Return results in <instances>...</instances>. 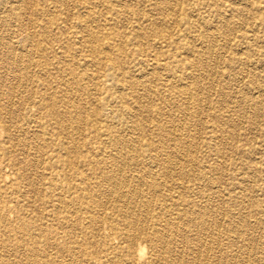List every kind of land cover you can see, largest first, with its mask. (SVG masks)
I'll list each match as a JSON object with an SVG mask.
<instances>
[{"label":"rangeland","instance_id":"1","mask_svg":"<svg viewBox=\"0 0 264 264\" xmlns=\"http://www.w3.org/2000/svg\"><path fill=\"white\" fill-rule=\"evenodd\" d=\"M259 6L264 8V0L241 5L0 0V264L106 262L114 258L106 251L121 247L114 238L118 232L140 221L151 227L150 234L168 236L171 255L153 258L158 253L143 243L132 264L155 259L163 264L169 257L178 264H264V9ZM201 20L210 29L199 26ZM200 40L211 41L212 51ZM189 47L205 54L189 55ZM177 62L187 68L180 79L189 90L183 97L165 88L185 71ZM195 62L199 79L188 74ZM153 64L164 69H152ZM8 99L22 108L11 112ZM43 103L55 106V120ZM67 111L62 132L56 122ZM117 150L139 157L140 166L125 172L133 169L143 181H148L141 171L145 164L152 166L155 155L172 154L169 162L153 164L151 174L159 166L160 191L142 185L138 199L108 205L110 186L102 174L110 169L66 167L69 181L84 174L89 181L69 196L76 214L64 223L60 192L41 185L39 172L51 167L58 173V163L75 153L86 161L98 152L95 159L104 162ZM50 178L56 186L63 181L61 175ZM158 194L181 201L157 203ZM165 211L171 217L162 216ZM17 219L23 223L15 225ZM181 232L188 247L180 243ZM125 255L121 249L116 259Z\"/></svg>","mask_w":264,"mask_h":264},{"label":"bare ground","instance_id":"2","mask_svg":"<svg viewBox=\"0 0 264 264\" xmlns=\"http://www.w3.org/2000/svg\"><path fill=\"white\" fill-rule=\"evenodd\" d=\"M231 1H233V3H238V5H241V3H249V2H257L258 0H231ZM179 2V1H178ZM28 3V2H27ZM2 6H4V5H2ZM259 8L260 9H264V8H261V6H259ZM3 9V8H2ZM6 9V8H5ZM171 9H172V6H171ZM170 9V10H171ZM0 12H2L1 10H0ZM6 11H4V13H5ZM215 16H217V17H219V16H221L220 14V12H218V11H216L215 13ZM159 24V23H158ZM199 26H201V27H203V28H207V29H210V26L206 23V21H204V20H201V21H199V23H197ZM261 24L262 25H264V20L263 21H261ZM173 25V24H172ZM215 29V28H214ZM46 30V29H45ZM217 30V29H216ZM221 30V29H220ZM20 31V30H19ZM211 31V30H210ZM207 36V35H206ZM144 38V37H143ZM211 38V37H210ZM201 41V44L202 45H205V48H206V50H208L207 52H211L212 51V48H214V47H212V42L211 41H204V40H200ZM217 41V40H216ZM89 44V43H88ZM159 44V43H158ZM20 48V47H19ZM227 48V47H226ZM84 49V48H83ZM94 50V49H93ZM214 50V49H213ZM25 51V50H24ZM14 52V51H13ZM30 52V51H29ZM34 52V51H33ZM240 52V51H239ZM16 53V52H15ZM26 53H28V52H26ZM185 53H188L189 55H196V56H201L204 52L203 51H199V50H197V51H194L192 48H186L185 49ZM14 54V53H13ZM13 54H12V56H13ZM34 54V53H33ZM205 54V53H204ZM238 54V53H237ZM6 55V54H5ZM8 55V54H7ZM19 55H21L20 53H19ZM184 55V54H183ZM211 54L210 53H208V56H210ZM239 55V54H238ZM27 56V55H26ZM31 56V55H30ZM204 56H206V55H204ZM20 57V56H19ZM12 58V57H11ZM18 58V57H17ZM21 58H22V55H21ZM26 58H30L29 57V55H28V57H26ZM191 58V57H190ZM14 59V58H13ZM25 59V58H24ZM211 59V58H210ZM12 60V59H11ZM17 60V59H16ZM19 61V60H18ZM25 61H27V60H25ZM27 62H30V61H27ZM12 63V62H11ZM251 63V62H250ZM176 64H178V65H182V67H183V69H184V63H182V62H177ZM26 66H29V65H25V67ZM34 66V65H33ZM189 66H190V68H188L191 72L190 73H188V74H194L193 76H196V78L197 79H199L200 78V76L198 75V71H199V69L198 68H200L199 66H198V63H189ZM19 67V66H18ZM30 67V66H29ZM17 68V67H16ZM159 68H163L164 69V67H161V65L159 64V65H157V64H153V68L152 69H157V70H160ZM182 69V70H183ZM205 69V68H204ZM11 70H12V67H11ZM26 70V69H25ZM185 71H184V73H181V75H180V78L177 76V78H176V80L172 83V84H167L166 86H165V88H167V89H169L170 91H173V92H175V93H177L179 96H185V94H186V92L187 91H189L188 89H187V86L188 85H185L183 82H181V80L180 79H182V77L184 76V77H186L187 76V73H186V70H187V68L186 69H184ZM194 70V71H193ZM220 70V69H219ZM162 71V70H161ZM17 72V71H16ZM24 73V72H23ZM178 73V72H177ZM30 74V73H29ZM7 75V74H6ZM5 75V76H6ZM10 75V74H9ZM24 76H25V74H24ZM210 76H211V74H210ZM15 77V76H14ZM13 77V78H14ZM17 77V76H16ZM27 77V76H26ZM19 77H17V79H18ZM28 79H32L30 76L28 77ZM3 80H4V78H3ZM13 80V79H12ZM194 80V79H193ZM232 80V79H231ZM2 81V80H1ZM14 81V80H13ZM17 80L15 79V82H16ZM25 81V80H24ZM23 81V82H24ZM28 81V80H27ZM32 81V80H31ZM183 81V80H182ZM198 81V80H197ZM5 83H6V81H5ZM11 83V82H10ZM9 83V84H10ZM148 83V82H147ZM179 84V86H177ZM242 84V83H241ZM196 85V84H195ZM216 86V85H215ZM190 87V86H189ZM212 87V86H211ZM256 87V86H255ZM11 88V87H10ZM13 88V87H12ZM11 88V89H12ZM210 88V87H209ZM209 88H208V90H209ZM202 89V88H201ZM212 89V88H211ZM9 90V89H8ZM213 90V89H212ZM13 91V90H12ZM11 91V92H12ZM19 91V90H18ZM151 91V90H150ZM154 91V90H153ZM202 91V90H201ZM157 91H154V92H152L153 94H155ZM196 92H198V91H196ZM195 92V93H196ZM18 93V92H17ZM12 94H14V93H12ZM151 94V93H150ZM8 95V94H7ZM19 95V94H18ZM18 95L16 96V97H18ZM187 95V94H186ZM190 95V94H189ZM248 95V94H247ZM257 95V94H256ZM37 96V95H36ZM191 96V95H190ZM189 96V97H190ZM150 97V96H149ZM187 97V96H186ZM210 97V96H209ZM264 97V96H263ZM11 98H12V96H11ZM15 98V96L13 97V99ZM19 98V97H18ZM262 97H260V99H261ZM7 99V98H6ZM13 99H8L9 101H8V107H9V109H10V111H11V109H13V107L14 106H16L17 107V109H21L22 108V103L20 102V101H14ZM188 98H186V100H187ZM190 99V98H189ZM195 99V98H194ZM30 100V99H29ZM31 100H33V99H31ZM49 100V99H48ZM206 100V99H205ZM240 100V99H239ZM190 101V100H189ZM242 101V100H241ZM260 101H262V100H260ZM186 102H188V101H186ZM208 102V101H207ZM189 103V102H188ZM194 103V102H193ZM192 103V104H193ZM200 103V102H199ZM227 103V102H226ZM229 103V102H228ZM33 105H34V103H32ZM77 104V103H76ZM260 104V103H259ZM43 105H44V107H45V109L48 111L47 112V114H48V116H50L51 115V117L54 119V117L56 116V111H55V106H52V105H50L49 103H43ZM167 105V104H166ZM172 106V105H171ZM260 106V105H259ZM256 107V106H254L253 107V110L255 109V112H258V115H260V107ZM154 107V106H153ZM224 109V108H223ZM85 110V109H84ZM174 110V109H173ZM252 110V109H251ZM185 111V110H184ZM9 112V111H8ZM12 112V111H11ZM14 112V111H13ZM161 113V112H160ZM69 114V112L67 111L65 114H63V115H61V116H59V118H58V122H59V124H58V122H56V124H57V129H60V131H62V132H64L61 128H62V126H63V120H62V118L63 117H66L67 115ZM126 114V113H125ZM225 114V113H224ZM255 114V113H254ZM200 115V114H199ZM128 115H126V117H127ZM159 116V115H158ZM214 117H215V119H217V121H219L218 120V116L217 115H214ZM263 117V116H262ZM261 117V118H262ZM104 118V117H103ZM11 119V118H10ZM67 119H68V121H70L69 120V117H67ZM116 119V118H115ZM228 119V118H227ZM239 119V118H238ZM55 120V119H54ZM170 120V119H169ZM183 120H184V118H183ZM28 121V120H27ZM227 121V120H226ZM261 121V120H260ZM30 122V121H29ZM76 121H74V123H75ZM103 122H104V120H103ZM201 122V121H200ZM31 123V122H30ZM34 123V122H33ZM44 123H45V121H44ZM113 123V122H112ZM220 123V122H219ZM9 124V123H8ZM13 124V123H12ZM221 124V123H220ZM230 124V123H229ZM244 124V123H243ZM32 125V124H31ZM167 125V124H166ZM25 126V125H24ZM36 126V125H35ZM37 126H38V124H37ZM213 126V125H212ZM243 126V125H242ZM9 127V126H8ZM43 127V126H42ZM67 127V126H66ZM84 127V126H83ZM0 128H2L1 126H0ZM27 128H29V127H27ZM34 128V127H33ZM37 128V127H36ZM4 129V128H3ZM16 129V128H15ZM88 129V128H87ZM215 132H221V128L219 127V125H216L215 126ZM25 130V129H24ZM24 130H22V131H24ZM28 130V129H27ZM26 130V131H27ZM33 130V129H32ZM211 131V130H210ZM34 132H35V129H34ZM173 132V131H172ZM179 132V131H178ZM226 132V131H225ZM252 132V131H251ZM20 133V132H19ZM253 133V132H252ZM258 133V132H257ZM21 134V133H20ZM67 134H68V132H67ZM199 134V133H198ZM63 136H66V134L65 133H63L62 134ZM231 135L232 134H230V137H231ZM127 136V135H126ZM197 136V135H196ZM23 137V136H22ZM47 137V136H46ZM36 139H37V137H36ZM135 139V138H134ZM26 140V139H25ZM128 140H130V139H128ZM36 141V140H35ZM117 141V140H116ZM75 142V141H74ZM125 142V141H124ZM130 142H131V140H130ZM130 142H128L129 144H130ZM213 143V142H212ZM7 144V143H6ZM22 144V143H21ZM128 144V145H129ZM119 145H120V142H119ZM131 145V144H130ZM178 145V144H177ZM3 146H5V145H3ZM193 146V145H192ZM28 147V146H27ZM60 147L61 148H63V149H60L61 151H66L67 150V148L66 147H64V145H60ZM120 147V146H119ZM132 147V146H131ZM7 148V147H6ZM31 148V147H30ZM137 148V147H136ZM179 148V147H178ZM26 149V148H25ZM34 149V148H33ZM32 149V150H33ZM129 149V148H128ZM132 149V148H131ZM118 150H119V148H118ZM116 151L114 154H112L111 153V157H109V158H104L105 159V161L104 162H102V161H100V160H98V159H95V158H99V157H96L97 155H95V154H97L98 152H95V154H93L94 155V157L95 158H89L88 160H86V161H81V160H78L79 159V157L77 156V154L75 153L74 154V157H73V159L72 160H70V159H63L62 161H60L58 164H59V166H58V170H61V171H58V173L57 172H55L54 170H51L52 168L51 167H49V169H47L46 168V170H49V173H47V172H45V171H41V172H39V180L41 181V185H43L44 187L46 186L47 188H50V189H56V190H58L59 192H60V195L59 196H61V203L63 204V208H61L65 213H66V215L65 216H63V222L65 223V222H69L70 220H68V219H71V221L74 219V216H75V211L74 212H72V211H70L71 210V208H70V206H71V202H72V200H68L69 199V196H72V195H74V194H76L77 192H79L81 189H83L84 190V188H82L83 186H85V181H89V177H86V175L84 174V175H76L75 176V178L74 179H70V181L68 180L69 178L68 177H66V176H64V170H65V168L67 167V168H73L74 169V167L75 166H77V165H81L82 167H90L91 169L94 167V166H97V165H99V164H101V165H103L104 167H106V168H108V169H110V172H108V173H103L102 174V176H103V182L104 183H106V184H108L109 186H110V189H109V191H106L107 192V204L108 205H110L112 202H114L115 200H116V202H117V200H119L120 202H123V201H127V200H131V201H133V200H136V199H138V196H140V187L143 185V187L144 186H148V188H149V191L151 192V191H160V186H159V183H158V179H157V177L159 176V173H158V170H159V166L156 168V173L154 172L153 174H151V171L153 170V164H156V165H160V163L162 162V159H163V162H169L170 161V159H171V156H172V154L170 155H162V154H160V155H155V159H154V163L152 164V166H151V163L152 162H150V163H148V164H145L142 168H143V170H141V171H143V173H144V175L145 174H147L148 173V175H147V178H148V181H146V183H145V181H143V180H141L138 176H136V175H133L134 173H133V169H136V166H140L138 163H139V157H131V158H129V156L128 155H126V154H124V152L123 153H120L119 151ZM187 150H188V148H187ZM26 151V150H25ZM28 151V150H27ZM125 151V150H124ZM132 151H133V149H132ZM90 151L88 150V152L87 153H89ZM128 152V151H127ZM24 153V152H23ZM57 153V152H56ZM108 153V152H107ZM25 154V153H24ZM106 155V154H105ZM25 156V155H24ZM44 157V156H43ZM36 158V157H35ZM190 158V157H189ZM42 160L44 159V158H41ZM172 160V159H171ZM35 161V160H34ZM131 161H132V163H131ZM192 162V161H191ZM12 163V162H11ZM30 163V162H29ZM34 163V162H33ZM41 163V162H40ZM32 164V163H31ZM170 164V163H169ZM245 165V164H244ZM38 168H40L41 167V164H39V162H38ZM62 166V167H61ZM132 166V174L130 173L129 175H132V177L130 178L129 177V175L127 174L128 172H125L126 171V169H127V167H131ZM135 166V167H134ZM10 167V166H9ZM30 167V166H29ZM59 167H61V168H59ZM155 167V166H154ZM27 168V167H26ZM31 168V167H30ZM35 168V167H34ZM66 168V169H67ZM32 169H33V166H32ZM36 169V168H35ZM78 169L79 168H77V170L76 171H78ZM164 170V169H163ZM36 171H37V169H36ZM147 172V173H146ZM253 172V171H252ZM26 173H27V171H26ZM167 173V172H166ZM151 174V175H150ZM223 174V173H222ZM23 175V174H22ZM31 175V174H30ZM62 176V179H63V181L59 184V186H56L54 183H53V179H51L50 177H54V178H57V176ZM95 175V174H94ZM139 175V174H138ZM162 176H165V174L164 173H162ZM30 178H31V176H29ZM43 177H47V179H44ZM30 178H28V179H30ZM37 178V179H38ZM32 179H34V177L32 178ZM36 179V180H37ZM35 180V179H34ZM72 181V182H71ZM132 181H133V183H134V185H132L133 183H132ZM29 182V181H28ZM32 182H33V180H32ZM34 183V182H33ZM77 183V185H75ZM88 184V183H87ZM99 184V183H98ZM33 185V184H32ZM203 185V184H202ZM36 187V186H35ZM243 192H245V191H243ZM18 193V192H17ZM243 194V193H242ZM142 196V195H141ZM249 197V196H248ZM140 199V198H139ZM176 198H174V197H172V198H170V199H168V197L167 196H163L162 197V195H160V194H158L157 195V197H156V201H157V203L158 202H161V201H169V202H176V203H180V201H181V199H179L178 197H177V199L175 200ZM237 199V198H236ZM185 202V201H184ZM233 202V201H232ZM130 203L131 202H127L126 204L127 205H130ZM187 203V202H186ZM218 203V202H217ZM239 204V203H238ZM178 206V205H177ZM111 207V206H110ZM164 207V206H163ZM209 207V206H208ZM122 208V207H121ZM134 208V207H133ZM79 209V208H78ZM78 209H76V211L78 210ZM109 209V208H108ZM125 210V209H124ZM135 210V209H134ZM169 210H170V208H169ZM145 211V210H144ZM155 211H157V210H155ZM77 212H79V210L77 211ZM187 212V211H186ZM9 213V212H8ZM71 213L73 214V215H71ZM162 216H170L171 217V213L169 212V213H166V211L162 214ZM158 217H159V215H158ZM124 219V218H123ZM196 219V218H195ZM18 220V219H17ZM17 220L16 221H13V223L15 224V225H19V224H21V223H23V221H21V220H18V222H17ZM198 220V219H197ZM193 220L191 219V220H188V222H192ZM241 221H242V219H241ZM17 222V223H16ZM117 222V221H116ZM140 222H143V223H145L144 221H140ZM140 222L139 223H136V222H134V224H130L129 226H126L125 227V230H123V231H119L118 232V234L114 237V238H117V239H119L120 240V245H121V247H119L120 248V250H119V248L118 247H111L109 250H107L106 252L109 254V255H113L114 256V258H111V259H109L107 256H106V262H99L98 264H111V261L114 263V262H116L117 264H132V262H133V253H134V251H135V248H139L140 249V251H139V253H141V245L143 244V243H146L147 245H149L150 247H151V252L154 254V253H158V256H156V255H154V256H152L153 258L154 257H157V259L158 258H160V256L159 255H161V257H165V256H168V255H171V250L169 249V239L167 238L168 236H166V234H162L161 232H159L158 234H155V233H149V230H151V227L149 228V227H147L145 224H140ZM221 222V221H220ZM147 224V223H146ZM167 225L168 224H166L165 226L167 227ZM200 225V224H199ZM195 226H196V224H195ZM161 228V227H160ZM202 228V227H201ZM181 229V228H180ZM166 230H167V228H166ZM217 230V229H216ZM182 231V230H181ZM212 231V230H211ZM20 232V230L18 231V233ZM180 232V231H179ZM178 232V233H179ZM216 232V231H215ZM182 233L183 232H181L180 233V239H181V241H180V243L183 245V243H184V246H186V243H187V239L185 240V237L186 236H184V235H182ZM198 234V233H197ZM202 234V233H201ZM113 238V239H114ZM187 238V237H186ZM205 238V237H204ZM171 240V239H170ZM196 240V239H195ZM189 242H190V240H189ZM199 242V241H198ZM217 242V241H216ZM113 243V242H112ZM189 245H190V243H189ZM216 245V244H215ZM114 246V245H113ZM198 246V245H197ZM186 247H188V246H186ZM208 247H209V245H208ZM113 248V249H112ZM216 248V247H215ZM1 249V248H0ZM121 249L122 250H126V255H125V258H123V257H121V259L122 260H120V259H116L118 256H119V251H121ZM111 250V251H110ZM205 250V249H204ZM209 250V249H208ZM247 250V249H246ZM250 250V249H249ZM74 251V250H73ZM200 251V250H199ZM64 252H65V250H64ZM63 252V253H64ZM181 252V251H180ZM198 252V251H197ZM73 253V252H72ZM62 254V253H61ZM163 254V255H162ZM181 254H182V252H181ZM188 255V254H187ZM212 255V254H211ZM140 256V255H139ZM185 256V255H184ZM192 256V255H191ZM51 258V257H50ZM179 258V257H178ZM197 258V257H196ZM61 259V258H60ZM63 259V258H62ZM70 259V258H69ZM157 259H155L154 260V264H156V261H157ZM206 259V258H205ZM232 259V258H231ZM34 260V259H33ZM66 260H68V259H66ZM71 260V259H70ZM69 260V261H70ZM163 260H164V262H163V264H178L179 262H178V260L176 259H173V258H171V257H169V259H164L163 258ZM195 261V260H194ZM204 261V260H203ZM234 261V260H233ZM193 262V261H192ZM196 262V261H195ZM239 262V261H238ZM64 263V262H63ZM112 263V264H113ZM160 263H161V261H160ZM70 264V263H69ZM77 264V263H76Z\"/></svg>","mask_w":264,"mask_h":264}]
</instances>
